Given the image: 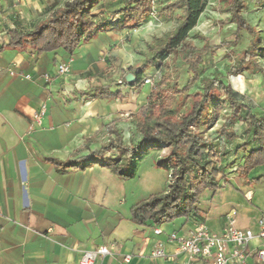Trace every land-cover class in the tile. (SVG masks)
Segmentation results:
<instances>
[{"label":"crops","instance_id":"1","mask_svg":"<svg viewBox=\"0 0 264 264\" xmlns=\"http://www.w3.org/2000/svg\"><path fill=\"white\" fill-rule=\"evenodd\" d=\"M52 7L48 0L0 1V47L8 43L11 29L32 30L38 13L44 10L48 15ZM117 35L100 33L71 55L61 49L41 55L31 49L0 51V264H78L83 251L99 246L108 247L111 254L96 264H126L125 255L131 256L127 264H183V255L167 242V235L188 236L194 222L176 218L168 224H135L130 215L135 199H125L122 183L102 181L114 180L107 169L86 162L107 141L106 125L134 111L125 102L129 103L133 91L141 92L119 87V79L103 59ZM62 63H68L69 72L58 75ZM106 85L124 98H95L93 90ZM126 93L130 96L125 100ZM43 105L45 113L38 125L32 116ZM117 122V128L123 124ZM31 124L33 129L28 131ZM96 171L100 178H95ZM219 180L206 179L202 189L216 188ZM248 192L250 202L255 197L264 201V185ZM212 197L198 191L197 208L210 231L248 228L247 221L236 220L233 210L217 216ZM259 221H264V214ZM154 228L162 233L154 234ZM158 243L163 244L165 257L152 258ZM248 264H255L253 257Z\"/></svg>","mask_w":264,"mask_h":264},{"label":"trees","instance_id":"2","mask_svg":"<svg viewBox=\"0 0 264 264\" xmlns=\"http://www.w3.org/2000/svg\"><path fill=\"white\" fill-rule=\"evenodd\" d=\"M99 1H66L62 7L50 13L45 23L35 25L32 30L24 32L17 27L11 29L9 41L0 47V51L31 49L34 53L41 55L61 49L71 55L79 45L95 39L100 33L136 29L144 24L152 13L149 0H122L121 7L115 11L114 24L109 20L96 22L91 10ZM206 3L207 0H170L160 7L158 14L166 20L174 17V13L179 11V14L175 15L178 23L174 30L161 40L154 55L146 58L140 67L128 68L122 76V82L126 87L139 90L143 85L142 75L145 69L155 67L157 60L166 59L170 52L184 46L189 32L196 26ZM224 4L226 7L223 12L229 14L226 23L235 25V33L233 41L221 43L219 46L229 51L231 50L229 48L237 46L241 41V32H246L250 36L248 46L228 68L227 74L238 76L249 73L264 77V69L255 61L258 55L264 54V47L259 46L258 31L245 18V0H224ZM207 52L208 47L195 50L190 46L184 60L191 75L184 87L179 89L174 84L170 89V93L187 94L185 97L188 108L181 119L173 118L172 104L168 96L166 101L158 107L145 104L135 113L136 131L140 135L136 143L127 145L123 142L121 131L117 130L115 120L106 125L108 132L115 138L86 157L87 164H95L96 158L115 154L113 158L105 157L107 160L102 167L124 177L125 175L118 172L120 163L130 162L139 151L160 148L161 145L169 148L165 162L172 167V175L176 178V182L171 190L161 195H152L131 207V220L137 225L168 224L176 218L193 222L202 221L197 208L198 191L204 187L206 179L212 180L216 176H225L228 171L235 170L236 175L247 185L258 184L264 179V115L254 114L248 106L238 101L237 94L231 85L224 82L223 77L219 75L202 78L201 89L191 94L187 93L200 78L202 57ZM128 73L134 76L130 82L125 79ZM165 83L164 79L160 85ZM93 95L97 99L108 101L124 98L120 91H109L107 85L95 88ZM225 105L229 108V115L219 131L223 140L225 142L236 140V134L232 128L237 123L244 126L243 142L235 149L236 153L242 154L241 163L236 166L232 162L223 164L228 154L227 149L218 150L216 145L208 143L189 130L190 127L198 126L212 128L217 123ZM87 164L80 168L86 167ZM259 169L263 170L261 175L256 174ZM191 171L195 175L193 180L189 179ZM182 185H193L195 193H188V190L181 187Z\"/></svg>","mask_w":264,"mask_h":264},{"label":"rangeland","instance_id":"3","mask_svg":"<svg viewBox=\"0 0 264 264\" xmlns=\"http://www.w3.org/2000/svg\"><path fill=\"white\" fill-rule=\"evenodd\" d=\"M48 1L53 7L50 9L51 11L48 15L47 12L44 13V10L38 13L36 20H32L36 25L45 23L49 19L52 11L58 7H62L66 1L71 0H57L53 5L51 4L52 0ZM121 1L122 0H100L91 10L94 20L96 22L109 20L114 24L116 19L115 11L121 7ZM168 1L170 0H149L152 13L144 24L136 29L114 31L118 34V38H115L117 42L110 47L109 52H115L116 54H109L107 51L104 53L103 59H107L108 69L111 70L115 79L121 81L123 86L122 76L127 72L128 68L140 67L146 58H150L154 55L155 50L161 44V40L176 27L178 22L175 15L179 14V11L175 12L174 17L169 20L162 18L158 14L160 7ZM245 3V18L248 23L258 31L257 38H259V46L264 47V0H245ZM27 5H31L30 2H28ZM225 7L224 0H207L206 6L196 26L189 32L184 46L178 47L175 51L170 52L166 59L157 60L158 62L155 67L144 70L142 75L143 79L149 78L151 83L145 84L143 80V85L139 89L141 91L140 93L133 91L131 96L130 94H125L127 95L125 100L130 96L129 103L126 101L125 104L133 105L131 108L134 109V111L123 113L125 116L117 119L118 122H123V124L121 123V125L118 128L116 126V128L121 131L122 139L125 144L130 145L136 143L140 138V135L136 131L137 119L135 113L141 105L150 104L154 107H158L166 101V97L168 96L172 104L173 118L179 120L186 112L188 101L185 95L187 94L170 93V89L174 84H176L179 89L184 87L191 75L187 70L184 60L190 46L194 47L195 50L208 47V52L202 57L199 74L200 78L189 88L188 94L201 89L202 78L219 75L223 77L224 82H228L231 85L237 94L238 101L248 106L254 114L264 115V77L259 74L252 75L249 73H243L238 76L227 74L228 68L232 66L238 56H240L242 51L248 46L250 36L246 32H241V41L237 46L229 48L231 49L229 51H227V48L219 46L221 43L234 40L235 25L226 23L229 14L223 12ZM255 61L264 69V54L258 55ZM164 79L166 83L160 85L161 81ZM118 85L119 87H123L121 84ZM211 106H213V104ZM228 115L229 108L225 105L220 112L217 123L212 128L207 129L198 126L190 127L189 130L191 133L201 136L204 140L208 141V143L216 145L218 150L223 148L225 150L227 149L228 154L224 158L223 164L232 162L236 166L241 163L242 154L236 153L235 149L243 142L242 134L244 126L241 123H237L232 128L237 139L232 142H225L219 131ZM114 138V135L108 133L107 141L103 142L101 146L107 145V142ZM97 147L93 146V148ZM100 147L93 151L98 150ZM168 153L169 148L166 146L139 151L130 162L124 161L120 163L118 172L125 175L124 177L102 167V164L107 160L105 156L96 158L94 165H96L95 167L98 170L104 171L107 169L112 174V177H114L112 178L114 180L106 178L104 180L102 179V181L110 183L116 180L122 183L125 199L130 200V198L133 197L136 201L135 203H137L152 195H161L165 191L171 190V187L174 186L176 178L172 175V167L165 162ZM111 156L113 158L116 155H109V157ZM98 174V171H96L94 176ZM95 178H100V176ZM194 178V172H189V179L193 180ZM214 179H221L216 188H207L206 190L200 189V191H204L207 195H213L211 203L215 205V213L217 216L221 214L225 215L230 210H233L237 221H247L248 229L253 233H257L258 220L261 214H264V201L255 197L254 200L250 202L251 198L247 200L245 197V190H254L256 185H264V179L258 184L247 185V183L243 182V179L240 180L241 178L236 175L235 170L233 172L228 171L225 176H216ZM192 186L193 185H182L181 187L188 190V193L193 194L195 193V189ZM209 216L210 214L207 217Z\"/></svg>","mask_w":264,"mask_h":264},{"label":"built area","instance_id":"4","mask_svg":"<svg viewBox=\"0 0 264 264\" xmlns=\"http://www.w3.org/2000/svg\"><path fill=\"white\" fill-rule=\"evenodd\" d=\"M69 72L68 63H62L57 67L58 75H65ZM13 74V72H11ZM28 78V76H24ZM49 78L48 75L45 76ZM122 84L121 81H118ZM145 84H150L149 78L144 80ZM45 113V106L41 107L40 112L32 116V122L41 124V118ZM33 129L31 124L28 131ZM165 147V146H161ZM247 200H250L251 193H245ZM231 223V222H230ZM156 235L161 234L158 228L153 229ZM167 242L176 245L177 254L184 257L183 264H196L199 260H205L211 264H248L250 257H253L255 264H264V221H259L257 233L250 229H240L229 226L220 233H213L202 221L194 222V227L188 236H179L172 232L167 235ZM256 242L257 245L251 248ZM111 251L106 246H99L92 250L81 253L78 264H96L103 257L110 255ZM150 256L152 258L165 257L163 244L158 243ZM130 255L123 257L124 263H129Z\"/></svg>","mask_w":264,"mask_h":264},{"label":"water","instance_id":"5","mask_svg":"<svg viewBox=\"0 0 264 264\" xmlns=\"http://www.w3.org/2000/svg\"><path fill=\"white\" fill-rule=\"evenodd\" d=\"M125 79L127 82H130L134 79V76L132 74H128Z\"/></svg>","mask_w":264,"mask_h":264}]
</instances>
